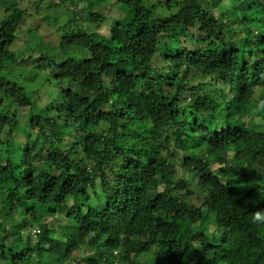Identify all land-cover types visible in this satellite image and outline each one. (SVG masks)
Here are the masks:
<instances>
[{
    "label": "clouds",
    "instance_id": "obj_1",
    "mask_svg": "<svg viewBox=\"0 0 264 264\" xmlns=\"http://www.w3.org/2000/svg\"><path fill=\"white\" fill-rule=\"evenodd\" d=\"M126 3L0 0V177L14 175L18 165L39 176L51 160L50 174L68 181L60 203L51 205L60 222L87 204L84 214L105 209L115 227L132 216L144 219V206L153 200L144 187L153 181L173 182L174 190L165 191L161 201L175 198V207L211 199L193 172L205 167L217 148L235 143L242 145L237 157L205 179L222 186V177L231 175L236 182L242 171L252 175L254 186L242 199L218 195L242 212L245 222L264 229V151L255 157V168L242 162L254 145L264 143V0H132L141 9L136 22L149 20L147 28L154 29L134 39L116 27L131 9ZM175 24L184 26L179 34ZM113 36L123 52L96 47L111 44ZM53 50L59 54L51 55ZM114 57L117 62L110 64ZM129 63L135 65L132 72ZM56 73L59 79L53 78ZM247 104L256 105L255 115L244 110ZM41 187L39 181L33 186L37 199ZM20 188L3 220L4 234L16 233L9 235L16 246L33 219L22 207L30 203L27 187ZM48 207L40 204L39 214L47 217ZM8 210L0 204V215ZM21 221L25 227L15 228ZM135 223L125 232L127 241L136 234ZM192 243L204 248L206 237ZM28 257L29 264L53 259L35 241Z\"/></svg>",
    "mask_w": 264,
    "mask_h": 264
},
{
    "label": "trees",
    "instance_id": "obj_2",
    "mask_svg": "<svg viewBox=\"0 0 264 264\" xmlns=\"http://www.w3.org/2000/svg\"><path fill=\"white\" fill-rule=\"evenodd\" d=\"M129 4L131 9L127 11L124 21H116V27L126 28L131 32V38L134 39L151 22L144 20L143 23H137L141 9H138L132 0H127L126 9ZM183 29L182 24L174 25V31L177 34ZM147 30L153 31L154 29L147 28ZM96 47L124 51V46L116 36L112 37L111 44H97ZM261 49H264V44H261ZM58 54L56 50L51 53L53 56ZM255 54L254 50H249L250 56ZM85 60L87 62V57ZM115 62L117 61L114 57L110 64ZM241 64H244L243 59ZM134 68L135 65L132 63L127 65L129 72H132ZM53 78L59 79L60 73H56ZM175 99L173 97V100ZM250 105L247 104L244 108L248 113ZM168 108L170 109L169 115H171L174 109L171 104ZM4 119L6 120L7 117ZM93 134L90 128L89 136ZM241 146L235 143L223 144L209 157L205 167L193 172L204 182L206 191L211 197V199L205 198L203 204L189 205L185 201L184 207L181 208L175 207V198L161 201L165 191L174 190L173 182L168 181L166 185H158L153 181L144 187L145 196L152 193L153 200L144 206L146 215L142 221H137L136 217L132 216L126 224L113 227L111 217L104 214L105 209L89 208L88 214H84L83 207H88L85 204L65 216L71 223L65 229L66 237L62 238L53 235L55 230L50 227L48 220L55 221L58 216V208H53L51 205L60 203L64 195V185L68 183L67 179L61 182L60 177L54 173L50 174L49 169L55 167L51 160L46 161L38 170L39 176L36 175L37 170H32L28 176H25V167L18 165L14 175L0 177V204L9 205L8 212L0 215V264H29L28 253L33 251V241L45 256L53 258L48 260L50 264H60L61 260L64 264H264V229L254 228L245 222L243 213H237L235 208L227 207L226 198L218 195L229 192L230 196L234 195V199H242L247 194V190L254 186L250 174L242 171L241 177H235L236 182H233L231 175L222 177V186H219L218 181L213 183L212 179H205V177H213L215 172H223L221 165L227 163L229 159L236 158ZM94 147L99 149L100 145L95 144ZM262 151H264V143L254 145L252 150L245 154L242 162L250 163L251 167L255 168L257 166L255 157L260 156ZM260 162L264 163V156L260 157ZM4 172L7 173L6 168ZM156 175H160L163 179L162 173L157 172ZM37 181L43 185L39 188V199L36 198L33 190ZM21 184L27 187L24 195L30 201L26 206L22 205L24 214L31 215L33 219L32 229L23 237V242L16 246L9 240V235L15 236L16 233L4 234L3 220L5 216L10 215L14 207L11 201L16 197L17 192L22 190ZM157 188L161 191H156ZM5 192L8 195H5ZM42 203L49 205L47 217L39 214L38 209ZM193 207L197 208L194 214ZM193 215L198 219L193 220ZM133 221H136L134 225L136 234L132 240L127 241L125 232L128 227L133 226ZM14 227L17 229L25 227V222L21 221ZM145 235L148 237L147 240H144ZM197 237H206V247L197 248L193 245L192 242ZM162 245L164 247H161ZM45 264H48L47 261Z\"/></svg>",
    "mask_w": 264,
    "mask_h": 264
},
{
    "label": "rangeland",
    "instance_id": "obj_3",
    "mask_svg": "<svg viewBox=\"0 0 264 264\" xmlns=\"http://www.w3.org/2000/svg\"><path fill=\"white\" fill-rule=\"evenodd\" d=\"M42 51L44 50L43 48L41 49ZM255 107H256V105L255 104H251L250 106H249V115H255ZM231 157V156H230ZM31 171L32 170H29L27 167H25V170H24V173H25V176H28L30 173H31ZM193 176H195L194 175V173H193ZM237 177H241V173H239V176H237ZM250 179L252 180L253 179V176L252 175H250ZM245 184V183H244ZM197 205H199V204H197ZM48 220V219H47ZM50 220V219H49ZM48 220V222H49V224H50V227L53 229V230H55L54 231V236L55 237H66V234L64 235V232H65V229L66 228H68L69 226V221H67V219L64 217V222L63 223H61L60 222V220H59V217L57 216V218H56V220L55 221H49ZM61 229H63V235H61ZM214 232V231H213ZM50 261V260H49ZM47 263L48 264H50V262H48L47 261ZM160 264H162V263H160Z\"/></svg>",
    "mask_w": 264,
    "mask_h": 264
}]
</instances>
